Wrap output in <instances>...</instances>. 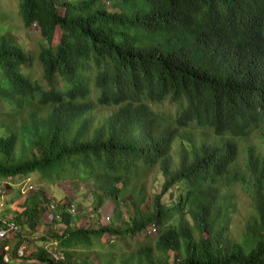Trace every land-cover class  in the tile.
I'll list each match as a JSON object with an SVG mask.
<instances>
[{"label": "trees", "instance_id": "1", "mask_svg": "<svg viewBox=\"0 0 264 264\" xmlns=\"http://www.w3.org/2000/svg\"><path fill=\"white\" fill-rule=\"evenodd\" d=\"M16 2L41 37L0 35V180L45 185L1 213L0 264H264V0ZM71 179L93 219L51 194Z\"/></svg>", "mask_w": 264, "mask_h": 264}, {"label": "rangeland", "instance_id": "2", "mask_svg": "<svg viewBox=\"0 0 264 264\" xmlns=\"http://www.w3.org/2000/svg\"><path fill=\"white\" fill-rule=\"evenodd\" d=\"M17 7L16 0H0V35L9 34L12 32L17 40H19L27 50H33L37 52V47L41 37L39 28L35 25L29 29L25 28L23 26V22L18 16ZM60 10L63 12L64 8L60 7ZM44 185L45 182L37 175L23 177L20 179L11 180L10 178H5L0 180V215L2 212H5L4 218H11L14 215L13 210L21 211L23 209L22 202L24 201L25 197L30 194L31 189L33 190V188L36 186L42 187ZM8 186H11L12 188H8ZM6 190L9 192L8 194H5ZM91 190L92 186L90 184H84L81 180L71 179L68 181H63L62 187L60 188H52L51 194L57 195L58 199H60L62 202L66 201L67 203H72V213L80 211L81 213H84V221H88L89 219H93L95 216V213L91 210L89 205ZM149 191H153V188L150 187ZM235 193L237 194V212L232 218V230L238 229L243 224V221L246 218V212L249 209L246 196H244L239 189H236ZM67 195H69V197H67ZM113 206V201L111 198H109L105 205L100 208V215L98 217L100 224H106L109 222ZM64 227V224L54 223L52 218L48 217L46 212L41 228L37 230L36 234L44 235L45 232L56 229L62 231ZM14 235L15 234L10 233V239L13 238ZM40 240V238H37L32 243H29V245L24 244L21 246L20 249L23 251V254L27 255L31 251H34L38 244L47 245L50 250H57L55 244H53L55 242L50 241L47 243L43 240ZM56 257H61V254H59L58 250ZM32 261L33 260L29 261V263H32Z\"/></svg>", "mask_w": 264, "mask_h": 264}, {"label": "built area", "instance_id": "3", "mask_svg": "<svg viewBox=\"0 0 264 264\" xmlns=\"http://www.w3.org/2000/svg\"><path fill=\"white\" fill-rule=\"evenodd\" d=\"M6 224H7L6 226L0 227V241L3 240L6 236L10 235V233H12L16 229V225L14 222L11 221V222H7ZM20 253L23 254L22 251H20ZM4 260L5 261L9 260L7 254L4 255Z\"/></svg>", "mask_w": 264, "mask_h": 264}]
</instances>
